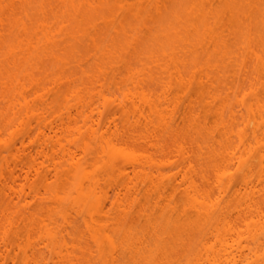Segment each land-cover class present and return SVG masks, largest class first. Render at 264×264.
<instances>
[{
  "label": "bare ground",
  "instance_id": "6f19581e",
  "mask_svg": "<svg viewBox=\"0 0 264 264\" xmlns=\"http://www.w3.org/2000/svg\"><path fill=\"white\" fill-rule=\"evenodd\" d=\"M126 1L0 0V264H264V0ZM131 18L158 43L137 83ZM85 35L108 61L77 90Z\"/></svg>",
  "mask_w": 264,
  "mask_h": 264
},
{
  "label": "rangeland",
  "instance_id": "374dc122",
  "mask_svg": "<svg viewBox=\"0 0 264 264\" xmlns=\"http://www.w3.org/2000/svg\"><path fill=\"white\" fill-rule=\"evenodd\" d=\"M134 1L133 0H127L126 2H129V4L130 3L132 4ZM122 4L123 3L118 4V2H116V10H117L116 12H118V13L121 12L119 10V8H120L119 6L122 5ZM147 7H149V8H147ZM147 7H146L147 13L145 15L148 17L149 14L153 13V11H151V12L148 11V10L151 9L150 8V7H152L151 5H149ZM114 8H115V6H114ZM148 12H149V14H148ZM151 15L150 16L152 18L149 17V21L150 22H148V23H150L151 24L150 27L152 29H154L156 27V25H158L155 22L158 23V21H154L156 19L154 18L153 14H151ZM153 18H154V20H153ZM132 19L133 18H131L130 21H128L130 23V25L132 26V30L130 32H128L127 37L118 36L116 31L114 30L116 28H113L112 31L110 32V38H112V40H113V42L115 44H125V42L128 41L127 39L130 40L131 37L135 33L139 32L141 29L143 30L142 31V32H144L143 37H144V35H145V37L140 43H138V44L136 43V54L133 53V49H132L131 46L128 49H126V50L124 49L123 51H120V50L118 51V54H120V55L122 54L124 56V61L119 62L117 67L120 70L123 71L124 70V66H125L126 63L129 62V63L135 64V66H136V70H135V72H136V83H137V82H140L142 79H144V76L142 75V72H144L146 68L152 66L149 63V59L148 58H149V56L151 54H153V53H155L157 51L158 43L154 39V35H151V34L148 33V31H149L148 28H150V27L145 26L142 23H140L139 21H135V20H132ZM131 21H132V24H131ZM134 21L136 22V24H134ZM152 22H153V24H152ZM113 23H115V27H118L117 22L114 21ZM154 23H155V27L152 26V25H154ZM142 26L145 29H143ZM80 28H82V27H80ZM155 30H156V32H155L156 35L160 33L159 32V28H155ZM85 38L87 39V36ZM79 39H77V43H76L77 46L75 47L76 49H75V52H74V57H75L74 60H76L79 57L82 59V62L84 64L82 69L84 70V72H83V70L81 71V70H79V68H77L76 71H75L76 74H74V76L72 77L73 79H75L77 81L76 82V86H78L76 88L77 90L83 89L84 88L83 86H85V84L90 87V85L88 83V82H90V80L88 79L87 75L88 74H94L97 71V69H98V67H99V65L101 63H104V62L108 61L105 57L100 56L99 53L94 51V49H93V47L91 45L92 40L91 41L89 40L90 37L87 39L88 41L87 40L86 41L85 40H80L79 41ZM83 39H84V37H83ZM203 54H201V57L199 59V63H204L206 61V59L208 58V56L205 57L206 54L205 55H203ZM199 56H200V54H199ZM213 58L215 59V57H213ZM214 59H212V60H214ZM120 60L121 59H117V61H120ZM220 60L218 59V62ZM214 61H217V59H215ZM214 61L211 62V63L213 64ZM218 64H221V63L219 62ZM222 64H224L223 66L225 68L227 66L229 67L227 69H230V70L226 69L229 72H227L226 70H224V71L227 72L226 74L228 76H231L230 72L232 70V67L230 65H232V64H231L230 60L228 61V59L227 60L225 59L224 63H222ZM73 67H74V65L71 64L70 68H71L72 72L75 70ZM67 69L68 68L61 61V62L51 63L49 65V67L47 68V70H46V76L44 75V78H45L46 82L48 83V86H47V90H45L44 92H41V93L44 94V99L47 100V103L51 104V107H57V106L65 104V98L66 97L62 93L66 92L68 90V88L67 87H61L60 85H55V84H53V82H54V80L56 78H58V77L60 78V76L62 77L66 73ZM85 71H86V73H85ZM228 73H230V74H228ZM226 74H225V78H228V77H226L227 76ZM106 78H107V80H106V83H105V88L108 89L110 94H112L114 97H118V96L120 97L122 91H124L127 87H129V83L131 81V80H129V74H126L125 71H124V73L122 72L121 75H113L111 73V71L109 70V71H107ZM92 87L96 88V90H94V91H91V90L88 91L92 95H96V93L102 89V88L99 87L98 84H95ZM195 87H196V89H199V86L196 85ZM85 91L87 92V90H85ZM157 92L160 93V91H157ZM45 94H46V96H45ZM30 100L33 101V102H34V100H36L34 102V105H38V101H37L36 98H34V96H33V99L30 98ZM113 108L114 107H111L110 109H113ZM183 109H184V106L182 105L181 110H183ZM176 120H177V122L180 121L179 118H177ZM32 125L35 126V123H33ZM177 201H178V204H180L182 202L181 198H179V197H178ZM140 221H139V224L142 225L143 224V220H140ZM11 240L13 242H18V238H16L13 235H11ZM16 262H15V264H16ZM133 262L134 261H132L131 258L128 255L125 256V263L133 264ZM8 264H13V263L11 261H9Z\"/></svg>",
  "mask_w": 264,
  "mask_h": 264
}]
</instances>
